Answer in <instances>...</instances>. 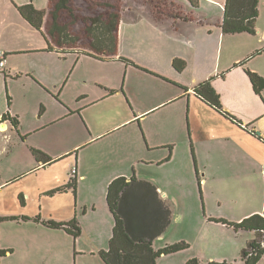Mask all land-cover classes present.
<instances>
[{
	"label": "crops",
	"instance_id": "obj_1",
	"mask_svg": "<svg viewBox=\"0 0 264 264\" xmlns=\"http://www.w3.org/2000/svg\"><path fill=\"white\" fill-rule=\"evenodd\" d=\"M168 1L182 5L198 19L161 16L140 8L125 11L122 18L130 16L136 22L139 15L146 25L154 29L161 27L159 38L146 29L130 27V38L124 45L120 24L118 51L130 60L126 63L121 59L100 60L75 52L62 57L59 52L47 50L45 39L44 42L20 36L4 41L0 33V54L5 57V66L0 68V194L14 186V193L21 203L16 209H6L2 205L0 216L31 217L7 219L24 225L26 233H19L24 231L22 229L16 231L19 233L16 236L20 237L16 243H5L0 239V249L7 250L6 254L0 255L1 264L4 258L18 251L24 258L38 252L54 259L53 251L59 246L65 249L75 239L80 240V220L85 222L98 217L109 225L107 192L117 176L130 178L136 175L137 179H150L148 181L156 185L161 198L169 204L172 219L173 205L168 197L167 184L158 182L148 173L144 176L147 179L141 178L143 166H168L170 178L177 174L184 177L181 188L186 183L191 196L196 192L194 170L201 194L205 193V186L211 194H220L227 185V192L235 194L241 204L234 217L218 215V218L239 222L250 214L264 212V89L257 94L246 72L250 69L264 77V0H259L254 33H223L222 27L209 22L223 16L198 12V6L202 4L200 0H189L192 5L186 4V0ZM204 1L219 4L225 13V0ZM4 3L11 5L10 0ZM3 8L2 4L0 13ZM165 26L170 27V33H179L180 36L192 30L198 33L200 41L194 45L188 40L185 52H177L173 47L169 49L164 42L162 44L163 36L160 35ZM211 33H218L223 41L226 39V62L195 76L194 70L189 76L184 71L186 67L177 70L173 65L176 59H183L185 66L191 60L190 64L196 67L195 59L199 53L205 56L203 47ZM235 39L245 45L243 50H237ZM139 41L146 42L141 44ZM159 43L162 47L158 46ZM191 56L195 58L191 59ZM67 57L75 59L70 73L68 68H63ZM99 67L113 68L115 72L110 77H100L94 72ZM56 69L59 73L54 72ZM216 73L217 76L210 77ZM89 77L101 86L99 95H92L84 86ZM208 79L220 94L223 109L241 124L224 116L196 94L195 86ZM161 112L180 120L178 131L181 138L176 139V133H158L155 121L150 119L157 118ZM5 113L18 119L17 126L10 117H3ZM179 143L183 144L180 148L177 147ZM19 144H24V157L17 167L21 170L8 173L3 158ZM33 149H40L49 160L37 158ZM73 168L77 169L75 192L72 186H67ZM64 186L63 190L53 191ZM30 205H34L32 209L28 208ZM185 211L186 215H195L191 210ZM37 214L43 219L55 218L59 222L76 216L81 233L75 237L64 229L38 223L32 219ZM3 220L6 219L0 221ZM210 222L218 223L209 218L198 234L200 244L205 242L207 247L205 253L200 250L201 262L227 260L242 264L241 255L239 259L230 256L238 254L252 239L240 243L229 242L223 237L220 241L216 238L217 243L210 241L202 235V230L210 227ZM218 225L219 232L220 227L227 233L232 229L237 232L224 223ZM101 227L99 225L90 233L88 249L83 245L80 249L93 254L108 250L112 234L108 233L106 226ZM24 264L32 263L26 261Z\"/></svg>",
	"mask_w": 264,
	"mask_h": 264
},
{
	"label": "trees",
	"instance_id": "obj_2",
	"mask_svg": "<svg viewBox=\"0 0 264 264\" xmlns=\"http://www.w3.org/2000/svg\"><path fill=\"white\" fill-rule=\"evenodd\" d=\"M225 13L222 19L213 18L209 22L222 27L223 33L256 32V19L259 16V0H225ZM20 13L27 21L38 29L46 40L47 50L59 54L75 52L90 55L100 60L128 59L119 54V29L121 18L125 12L124 0H48L44 9H37L33 4L19 7ZM167 12L174 18L196 20V14L187 12L182 5L170 2ZM201 21V19H199ZM183 59H176L173 63L177 70L185 67ZM246 72L251 79L254 91L261 94L264 89V77L250 69ZM195 92L206 103L221 111L226 117L240 121L223 109L220 94L211 85L210 80L200 82ZM3 117H10L4 114ZM13 125L17 126L18 119L10 117ZM37 158L48 161L47 156L40 149H33ZM200 179V177H199ZM67 186L76 191V177L70 178ZM61 187L55 192L65 189ZM51 191V192H53ZM107 202L109 210L114 216L115 225L109 241L108 250H101L100 255L105 264H156L162 254H171L188 248L185 241L172 245L165 244L155 249L153 242L171 223V208L161 198L153 182L137 179L136 175L127 178L115 177L108 187ZM31 219L28 216H0L2 219ZM33 220L54 229H64L77 237L81 233L77 217L68 221L43 219L37 214ZM211 220L232 226L235 231L250 230L257 234L241 250L242 264H256L264 254V212L250 214L239 222L213 218ZM7 250L0 249V255ZM185 264H239L236 261L211 260L201 262L199 257H193Z\"/></svg>",
	"mask_w": 264,
	"mask_h": 264
},
{
	"label": "rangeland",
	"instance_id": "obj_3",
	"mask_svg": "<svg viewBox=\"0 0 264 264\" xmlns=\"http://www.w3.org/2000/svg\"><path fill=\"white\" fill-rule=\"evenodd\" d=\"M5 0H0V6L2 4L4 5V8L2 9L0 13V33L2 35V38L4 41L8 40H15L18 37H27V39H36V40H44L42 33L33 27L25 17L22 16V14L19 11V7L25 4H33L37 9H45L48 3V0H10L11 5H6L4 3ZM202 1V4H200L197 8L198 12H206L208 15L212 14H218V16L224 15V9L222 10L219 7V4H208L204 0ZM125 2V11H131L133 9H143V10H150L154 11L158 15H163V12H167V7L170 5V1L168 0H124ZM2 3V4H1ZM186 4H191L189 0L185 1ZM192 5V4H191ZM6 6V7H5ZM12 11V12H11ZM146 22L140 18V16H137L136 22L130 18V16H124L122 18L121 23V39L123 41V44L125 45L127 42V39L130 38V27H137L141 28V30L146 29L148 33L152 35H156L157 38H159V30H161V27H156V29L150 27L149 25L145 24ZM165 30H163L162 34L164 45L167 48L173 47L175 48V51L177 52H185L187 49V41L190 40V44L194 43L196 45L197 41L199 40L198 33H194V31L189 30L187 32H183L180 36L178 34H172L168 30L170 27H164ZM146 33V34H148ZM150 37V36H148ZM143 40V39H142ZM226 40V39H225ZM223 41L222 38L218 37V33L214 35L211 33L208 37V42L204 45L205 50V56L202 57V54L199 53V56L197 59H195V66H193V63L190 62L188 65H186L183 70L190 75H192L193 70L195 71V75L207 73L211 69L218 68L219 64L226 62V41ZM200 41V40H199ZM206 41V39H205ZM146 42V41H145ZM139 41V43H145ZM239 39L234 40V45L237 47V50H243L245 45H242L240 43ZM243 42V41H242ZM163 45V46H164ZM158 46L162 47V45L159 43ZM146 46H143L144 48ZM124 48V47H123ZM125 49V48H124ZM60 55V54H59ZM64 57L65 55H61ZM125 58V57H124ZM195 56H191V59H194ZM128 59V58H126ZM73 57L71 59L67 57V59L64 61V70L65 67L68 68V72L70 69H72L74 65ZM129 60V59H128ZM130 62V60H129ZM255 62V60H254ZM253 62V63H254ZM124 63H126L124 61ZM190 66V67H189ZM38 68H41L38 64ZM108 68V67H107ZM104 68L99 67L94 72H96L97 76L100 77H110L114 74L113 68ZM86 71V70H84ZM54 72L59 71L56 69ZM70 73V72H69ZM224 72H221L223 74ZM218 73L211 75L210 77L217 76ZM209 77V78H210ZM100 81L99 77H96ZM209 80V79H208ZM94 78L89 77L88 81L85 83L84 86H86L92 93V95H99L101 93V86L94 82ZM198 85V84H197ZM196 85V86H197ZM195 86V87H196ZM99 90V92H98ZM167 110V109H164ZM166 116V117H163ZM152 122L156 123L155 126H157V130L159 134H164L165 132H171L176 133V139L181 138V134L179 133L178 129L180 128V120L172 116V114H166L165 112H161L160 116H157L155 118L154 116L150 119ZM158 120V121H157ZM157 121V122H156ZM176 128V129H175ZM162 137H170V136H163ZM183 145L182 143L177 144V147L180 148V146ZM24 144H19L8 156L3 158V164L7 170L8 173L11 171H19L21 169H18V162L24 157L23 155V148ZM143 172L141 173V178L147 179L146 176L148 173L149 175H153L154 178L157 179L158 182L166 183V187L169 191L168 197L170 198V201L172 203V219L171 223L165 231L162 233V235L155 239V242H153L155 249L162 248L165 244L172 245L177 242L185 241L189 246L188 248H184L176 253L168 254H162L159 258H157L156 264H185L187 257L189 256H196L199 257L201 255V252H206L207 247L200 244L198 240V234L200 231V228L208 221V219L218 218V215H227L230 217H234L235 214L239 211L237 208L241 204L240 199L238 200V197L236 195H230L227 192V185L223 186L222 193H210L207 186L204 187L205 193L203 191V194L200 193V188L198 186L196 173L194 170V186L196 189V192H193L191 196L190 189H188L186 183L184 184V187L182 186V180L184 177L180 174L175 175L173 178H170L168 175V166L162 165L159 168H156L154 166H143L141 168ZM13 173V172H12ZM150 180V179H147ZM192 186V185H191ZM15 188L12 186V188L5 189V192L3 194H0V196H3V200L0 202V207L3 205L6 209H16L21 205L20 200L18 196L14 193ZM182 192L184 194L182 195ZM201 194V195H200ZM229 195V197H227ZM234 199V200H232ZM35 204V203H34ZM34 205L28 206L29 209H32ZM185 210H191L195 215H186ZM100 211V210H99ZM110 215V221L111 223L107 225L103 219H90V221L87 219L85 222L83 220H80L81 222V228H82V234L80 236V240L78 241V238L74 240V243L72 242L71 245L66 247L64 249L63 246H59V248L54 253V259L49 257V255L43 253L39 254L38 252H34L31 257H22L21 252H17L16 254L12 255L9 258L3 259V264H24L26 261H30L32 264H105L103 262L102 256L100 253L93 254L88 253L85 250L80 249L83 245L84 247L88 249L89 245V236L90 233L94 232L95 229H98L99 225H102L101 228H105L108 231V233L112 234V226L114 225L113 217L109 210H107ZM98 213V212H97ZM96 213V214H97ZM89 216H92L91 214ZM85 217V216H84ZM82 217V218H84ZM103 218V217H101ZM55 219V218H54ZM222 219V218H218ZM228 220V218H226ZM57 221V220H56ZM231 221V220H228ZM106 224V225H105ZM210 227L204 228L202 231V235H206V238H209L210 241L214 240L213 242H216L215 239L218 238L221 239L226 238L229 240V242L235 240V242L240 243L244 242L247 239H253L257 236L256 233L250 232L249 230L243 231L239 230L237 232H234L232 229V232H226L221 230L223 227H220V232L217 230L219 225L218 223L210 222L208 223ZM218 225V226H217ZM26 227L22 224H17L15 221L12 220H3L0 221V239H3L5 243L7 242H13L16 243V239L19 241V236H16L19 233H26L24 230ZM24 230L23 232L20 231L19 233H16L18 230ZM242 231V232H241ZM73 238V236H72ZM220 241V240H219ZM217 243V242H216ZM247 243V241H246ZM248 244V243H247ZM246 246V245H245ZM244 246V247H245ZM216 247V246H215ZM201 250V252H200ZM215 251H217V248H214ZM218 252V251H217ZM241 252V251H240ZM238 252L235 255H232L234 251L231 253V258H238L241 255V253ZM216 253V252H214ZM192 257V258H193ZM204 260V259H203ZM1 264V263H0ZM256 264H264V254L260 258L259 261H257Z\"/></svg>",
	"mask_w": 264,
	"mask_h": 264
},
{
	"label": "built area",
	"instance_id": "obj_4",
	"mask_svg": "<svg viewBox=\"0 0 264 264\" xmlns=\"http://www.w3.org/2000/svg\"><path fill=\"white\" fill-rule=\"evenodd\" d=\"M5 66V57L3 56V53L0 54V68H3ZM71 175L72 177H75V175L77 174V169L73 168L71 170Z\"/></svg>",
	"mask_w": 264,
	"mask_h": 264
}]
</instances>
